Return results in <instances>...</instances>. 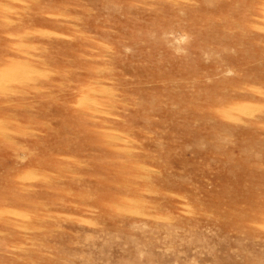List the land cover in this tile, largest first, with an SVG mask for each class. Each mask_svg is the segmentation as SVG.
I'll return each instance as SVG.
<instances>
[{"label":"rangeland","instance_id":"1","mask_svg":"<svg viewBox=\"0 0 264 264\" xmlns=\"http://www.w3.org/2000/svg\"><path fill=\"white\" fill-rule=\"evenodd\" d=\"M0 264H264V0H0Z\"/></svg>","mask_w":264,"mask_h":264}]
</instances>
